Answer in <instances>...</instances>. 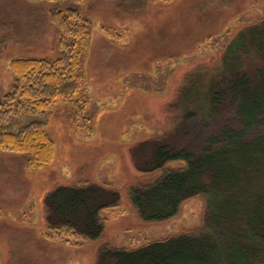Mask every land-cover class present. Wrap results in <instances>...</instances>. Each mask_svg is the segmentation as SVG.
I'll use <instances>...</instances> for the list:
<instances>
[{
  "label": "rangeland",
  "instance_id": "1",
  "mask_svg": "<svg viewBox=\"0 0 264 264\" xmlns=\"http://www.w3.org/2000/svg\"><path fill=\"white\" fill-rule=\"evenodd\" d=\"M72 2L0 0V105L14 80L12 59L59 55L51 11ZM78 8L87 32L78 40L87 119H77L66 100L49 108L40 120L55 154L42 167L30 164L25 153L0 149V264H97L102 243L135 248L199 230L205 212L200 195L169 219L139 215L129 187L153 182L164 168L182 163L142 172L138 161L145 157L135 149L163 137L176 147L194 138L198 148L204 135L235 119L229 104L214 119L202 120L207 116L200 111L185 117L190 110L183 112V87L202 90L230 57L227 47L237 33L264 20V0H84ZM242 62L248 72L264 67L263 58ZM88 183L116 189L120 198L102 213L101 238L68 244L62 239L67 234L47 223L45 199L58 186Z\"/></svg>",
  "mask_w": 264,
  "mask_h": 264
},
{
  "label": "trees",
  "instance_id": "2",
  "mask_svg": "<svg viewBox=\"0 0 264 264\" xmlns=\"http://www.w3.org/2000/svg\"><path fill=\"white\" fill-rule=\"evenodd\" d=\"M82 3L73 0L51 11L60 36L55 59L20 57L10 63L14 80L0 105V149L25 153L34 166L48 164L55 154L54 141L40 120L55 102H70L76 118L87 119L88 99L80 95L82 48L78 40L87 35L78 8ZM259 24L237 33L236 42L227 47L230 57L216 76L207 79L204 89L183 87V112L190 110L185 117L200 111L207 116L202 120L214 119L229 104L235 119L204 135L198 148L193 147L194 138L176 147L163 137L144 140L135 149V154L145 157L138 161L142 172L182 163L164 168L153 182L129 187L139 215L148 220L169 219L187 199L200 195L205 199L200 229L135 248L102 243L97 264H264V67L248 72L242 62L243 57L264 60V20ZM194 104L200 106L191 110L189 105ZM188 132L183 129L185 137ZM119 198L118 190L98 183L61 185L46 196L45 217L58 235L67 234L64 241L80 244L103 236L102 213Z\"/></svg>",
  "mask_w": 264,
  "mask_h": 264
}]
</instances>
